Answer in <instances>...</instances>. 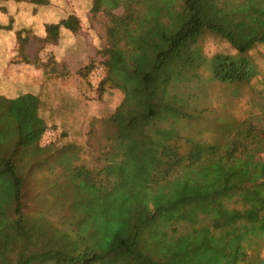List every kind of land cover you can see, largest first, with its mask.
Segmentation results:
<instances>
[{
  "label": "trees",
  "instance_id": "1",
  "mask_svg": "<svg viewBox=\"0 0 264 264\" xmlns=\"http://www.w3.org/2000/svg\"><path fill=\"white\" fill-rule=\"evenodd\" d=\"M90 10L108 18L99 95L109 86L124 97L109 117L91 120L78 146L88 158L77 164L78 152L65 154L75 142L37 141L48 127L35 96L0 95V264L51 256L54 264H264V123L228 124L223 144L190 132L207 112L209 83L245 85L258 75L251 52L264 47V0H92ZM13 23L2 8L0 29ZM45 28L35 40L57 43L62 29L77 33L81 23L72 13ZM30 29L16 31L26 62ZM211 36L234 52L208 56L203 42ZM93 65L79 71L85 85ZM51 151L61 155L60 180L39 172ZM133 178L150 193L147 209L124 205L129 213L118 226L102 218L98 231L81 210L85 184L108 203L109 189ZM161 217L164 241L150 244L146 219Z\"/></svg>",
  "mask_w": 264,
  "mask_h": 264
},
{
  "label": "rangeland",
  "instance_id": "2",
  "mask_svg": "<svg viewBox=\"0 0 264 264\" xmlns=\"http://www.w3.org/2000/svg\"><path fill=\"white\" fill-rule=\"evenodd\" d=\"M49 1L50 3L47 5L35 6L29 3V0H0V10L6 8L8 9V15L14 17L12 31L0 29V53L5 51L8 56L6 68L0 70V88H2V85L13 86L16 67L21 66V63H25L20 51L21 44L16 38V31L24 26H31L33 28L26 34L29 37V42L26 45L25 54L32 61L33 66L40 71L45 70L46 75H51L46 82L57 86V90L58 87H61V94L70 93L73 97L77 96L79 85L81 86L83 82L84 84L87 83L79 71L80 69H85V66L93 61L94 67L88 77L90 86L87 84L86 91L82 94V96L85 95L84 100L88 101V109L92 112L89 118L84 119L83 113L79 112L82 111V108H79L74 110L76 114H70L75 126L64 125L62 127L58 123L60 117L52 114L47 105H44L43 108L40 106L39 108L40 115L46 120L45 128L48 127L47 129L53 130L56 138H61L57 145H63L68 142L76 143V147L65 154L78 152L79 154L77 153L76 156H79V158L76 161L77 164H80L88 158V156L79 152L78 146L85 144L91 120L109 117L122 101L124 92L122 89L109 86L101 96L98 92V84L104 76L103 62L106 57L100 54V50L107 43L106 25L108 18L103 14H93L91 12L92 0ZM72 13L77 15L81 23V29L77 33L63 29L57 43L42 44L40 41L35 40V36L45 34L47 23L58 21L62 17ZM203 47L208 56L216 52H234L225 40L223 41L213 36L205 39ZM251 56L257 65L258 75L250 84L230 85L216 82L208 84L207 112L203 117H199V119L193 121L190 127L191 134L196 138L205 143L223 144L227 142V138L225 137L227 135L222 132V128L228 124H238L246 119H251L257 123H264V47L255 49L251 52ZM33 66L26 65L28 68ZM101 67H103V70H100ZM46 75L42 77V80H45ZM81 92L82 90L80 89V95ZM77 100L79 103L82 101L79 98ZM72 103L71 100L68 106H73L74 108L78 106L76 101ZM52 115L58 121L57 123L51 121ZM62 120L61 123L63 122ZM97 128H99L98 124ZM62 132H66V136ZM37 141L42 144L46 142L42 135L41 137H37ZM31 148L34 152H39L37 144L32 145ZM40 150L41 153H45L48 151V148L43 147ZM17 158H19V155ZM60 159V154L51 151L48 153L46 160L38 166L39 172L46 171V168L50 169L52 171L48 174L52 176L51 179L54 181L60 180L65 176L63 170L58 167ZM41 177L44 178V176ZM133 180L132 182L123 183L119 187L110 188L111 198L107 200L109 201L108 203H104L105 200L101 196H96L95 194L90 196L91 186H87L85 182L83 183V187L85 188L86 186L87 198L82 204L83 209L81 210L86 215V218L93 217L95 219L94 225L98 231L101 226L103 227L102 218H115L114 228L118 226L116 224L117 220L129 213L124 205L134 203L138 205L139 210L145 211L147 209L150 193L146 191V186L134 178ZM170 188L168 186L164 189L170 190ZM51 189L56 192L58 190L55 185ZM54 191H52L53 196L55 195ZM169 199L174 200L175 196H171ZM153 200L157 201V199ZM63 203L65 202L63 201ZM36 208H40L37 203L34 209ZM166 220L165 217H161L160 220L158 218L146 219V227L149 231H152L149 240L150 244H159L164 241L163 229L167 222ZM52 260L55 261L54 256L47 258L44 262L38 260L30 264H54V262H51Z\"/></svg>",
  "mask_w": 264,
  "mask_h": 264
},
{
  "label": "crops",
  "instance_id": "3",
  "mask_svg": "<svg viewBox=\"0 0 264 264\" xmlns=\"http://www.w3.org/2000/svg\"><path fill=\"white\" fill-rule=\"evenodd\" d=\"M65 17L66 16L62 17L61 19L55 22H59ZM24 27H31V26H24ZM45 35H46V28H45V34L41 36L43 37ZM7 59H8V56L5 51L0 53V70L1 69L3 70L6 68ZM26 65L33 66V63L32 61L29 60V58L27 62L25 61V63H21V66L16 67L14 85L13 86L2 85V88H0V95H3L11 100H16L18 98H24L27 95L35 96L38 99L39 105L42 106V108L44 107V105H47L50 108V111L52 114L58 115L60 117L59 122H58L52 115L51 121L53 123L58 122L59 125L62 127L64 125L65 126L66 125L75 126L73 118L70 114H76V111L74 110H77L79 108H82V111H79V112L83 113L84 119L85 118L87 119L90 117L92 112L88 109V106H87L88 101L86 102L84 100L85 95L82 96V94H84V92L86 91L87 85H85L84 83H82L81 86L79 85V91L77 93V96L75 97L71 96L70 93L61 94V87L60 88L58 87V90H57V86L51 84L50 82L49 83L46 82L48 77H51L50 74L46 75L45 70L40 71L35 66L28 68L26 67ZM45 75H46L45 80L44 79L42 80V77ZM80 89L82 90L81 95H80ZM55 96L57 97L55 98ZM77 98L82 100L81 103H79ZM71 100L73 103L74 101H76L78 103V106L75 108L73 106L69 107L68 104L69 102H71ZM30 102H33V100H30ZM70 108H74V109H70ZM38 115L42 118L43 122L45 123L46 120L40 115L39 110H38ZM61 119H63L62 123H61Z\"/></svg>",
  "mask_w": 264,
  "mask_h": 264
},
{
  "label": "built area",
  "instance_id": "4",
  "mask_svg": "<svg viewBox=\"0 0 264 264\" xmlns=\"http://www.w3.org/2000/svg\"><path fill=\"white\" fill-rule=\"evenodd\" d=\"M100 70H103V67H101ZM43 136H44V138L46 140V142L44 144L49 143L51 141H54L55 138H56V134L54 133V131L53 130H49V129H47L45 131Z\"/></svg>",
  "mask_w": 264,
  "mask_h": 264
}]
</instances>
